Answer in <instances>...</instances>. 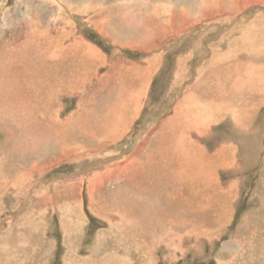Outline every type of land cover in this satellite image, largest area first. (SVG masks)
<instances>
[{
  "label": "rangeland",
  "instance_id": "374dc122",
  "mask_svg": "<svg viewBox=\"0 0 264 264\" xmlns=\"http://www.w3.org/2000/svg\"><path fill=\"white\" fill-rule=\"evenodd\" d=\"M23 17L51 38L63 32L64 45L79 37L82 51L93 48L96 65L79 90L57 98L56 117H72L69 128L80 135L77 157L67 146L42 161L24 144L9 150L28 121L0 116V180L9 182L0 193V264H264V94L250 76L252 66L258 72L264 66V46L241 59L234 48L239 38L246 45L256 35L264 39V0H0V41L26 39ZM224 54L230 61L221 60ZM204 63L209 70L222 68L209 84L221 83L224 74L236 82L232 101L236 86L252 96L259 91L258 108H249L246 134L227 112L206 130L200 119L188 122L197 128L189 131L208 132L198 138L208 152L181 146L182 184L160 187L158 143L164 129L175 128L176 110ZM138 92L137 111L124 130L103 141L97 126L117 115L122 95ZM0 99L11 104L9 92ZM227 140V147L217 148ZM43 142L45 153L46 146H56L55 140ZM214 154L216 177L210 175ZM187 179L194 183L191 194Z\"/></svg>",
  "mask_w": 264,
  "mask_h": 264
},
{
  "label": "bare ground",
  "instance_id": "6f19581e",
  "mask_svg": "<svg viewBox=\"0 0 264 264\" xmlns=\"http://www.w3.org/2000/svg\"><path fill=\"white\" fill-rule=\"evenodd\" d=\"M25 16H28V14ZM14 24L16 25L17 23ZM33 24H34L33 19L30 18L23 19L22 27L25 28L26 31V35H25L26 39H24L23 41L17 44L13 43L10 40L0 41V74H4L3 78H1L4 86H2L3 88L0 86L1 87L0 95L9 92V95L11 97V100L9 102L11 104L15 102L18 104V106H14L13 104L11 105L9 103H4L2 102L4 99H0V113H1L0 116H4L6 113L8 114L13 113L12 117L17 116L15 117L16 120L26 119L28 121V123L26 122L28 127H26L24 131L30 134L29 137L28 136L29 134L26 135L25 132H21L19 137L20 141H18L16 135H14V140L11 143H9L7 147L9 148V150L16 151L18 145L20 144H24L26 146L24 149H28L29 148L28 146H30L31 148V150L29 149L30 151L34 152L35 150H38V153H35L34 157H38L42 161L43 159L45 160L49 154L54 153L57 155V152L55 150L57 146H59L60 148L62 146L63 147L67 146L71 149L72 151L71 156L72 158H74L80 154L81 144L77 143V138H79V136L74 135L73 129L69 128L72 122V117L66 119L56 117L57 113L59 112L58 105L56 103H57L58 95L61 96V94L63 93H67V94L74 93L72 91H74L75 88H78L81 84H83L85 80L88 78V71L93 72V67L94 65H96L94 50L93 48H89L86 51H82L81 50L82 44L79 40V37H75V40H71L69 46L64 45L61 42V40L65 36L63 32L51 38L52 36H50L49 30L48 31L45 29L36 30ZM22 31H24V29ZM244 41L242 38H239L237 40L236 46L234 47L237 48L236 52L240 53L238 55L239 57L243 54L249 55V53L255 52V50L259 51L260 48L262 49V46H264V39L259 38V36L257 35L252 39V43L246 45ZM120 44L122 43H118L117 45ZM242 57H240V59ZM215 59L217 58L215 57L212 60V62ZM221 60L230 61V59H228L227 54H224V57ZM207 66L208 65L204 63V67L199 69V76L197 81L195 82L196 84L192 87L190 91H188L186 96L180 102L181 106H178V109L176 110V114H175L176 124L173 131H169L168 130L169 128L163 130L164 139L162 138L160 140V144L165 147L161 149L160 169L158 174V181L160 187H161V183L164 182L167 189H169L170 187L171 189L173 188L172 190H174L176 183L182 184V178H181V172L179 166V156L181 153V146L184 145L190 146V144H193V142L191 141L192 138L189 136V131H188L191 128L192 124H189L188 122L195 119H200L203 122H205V125H203L200 128L203 129L204 127V129L206 130L207 129L206 123H209L210 121H213V119L219 117L222 112H227L225 115L228 116V114H232L233 116L231 119L232 122L234 123L235 126L241 129L247 126L246 124L250 120V118L252 119V116L250 117V115L248 114L250 110L253 111L254 113L255 109L258 108V106L255 104H257L256 97H258L259 91L257 90L253 92L250 91L254 95L252 96L251 94H246L244 90L242 92L241 88L236 86L238 98L235 101L234 100L232 101L233 88L236 82H234L233 79L229 80L228 78L230 76L224 74L221 83L213 81L209 84L208 82L215 79V75L222 76V73L220 71H215L216 69L222 71V68H213L212 71L209 70ZM232 68H234L233 65ZM250 72L252 73L250 76H251V82L253 81L254 88L256 85H258L257 88L263 89V94H264V66L261 67L258 72V70L254 65V67L252 66ZM237 74L239 73L237 72ZM238 79L239 78H237L236 80ZM246 82L247 83L250 82L249 77L245 78V83ZM133 93H130L129 96L122 95L119 103L115 107L118 110L117 115H116V111H114L115 117L107 120L104 125L105 129L103 131L105 133V138L103 141L106 140L109 141L110 137L111 136L113 137V135L116 134L118 130L120 129L124 130L123 127L126 126L128 122L127 121L128 117H133V114L135 113V111H137L138 108L137 102L140 100L142 96V92L140 93L138 92L135 94ZM260 100L262 101L263 98L261 97ZM118 105L124 108L121 109ZM17 110L21 112V115L20 113H18ZM44 115H47L48 119L44 120L43 119ZM244 115L245 117L248 118L245 119ZM116 127H119V129H115ZM31 128H34L35 133L33 131H29V132L26 131V129H31ZM40 130H42V134H36ZM27 136L28 138H26ZM40 137L41 138L43 137V139H39ZM58 138H60L62 141L58 140ZM53 140L56 141V146H54V148L46 146L48 145L49 141H53ZM42 141H44L43 145L46 146V149L48 150L46 151V153L48 152L47 154L45 153V150L40 149L39 143ZM63 141H66L68 143H64ZM28 152L26 150L25 153ZM61 153H64L62 148H61ZM159 153L160 151L156 152L157 157ZM214 156H215V161H214L215 169H213L210 172V175L216 177L215 174H217L219 158L215 154ZM202 157L205 158L206 155ZM151 161L152 160H149V165L151 164ZM34 167L35 166L30 167L29 171L26 173L28 174L31 172L33 173ZM173 169H177V170L172 172L171 170ZM203 173H204V168H203ZM203 173H201V176L203 175ZM18 174L21 175L23 174V172H19ZM28 174L26 175L23 174L24 177L22 178L28 179L29 178ZM188 181H189L188 179L184 180V183L187 182V187L185 188V190L188 194H191L193 193L192 186L194 185V183H192L191 181H189L188 183ZM8 184H9L8 181L0 180V193L4 188L8 187ZM55 188L58 187L55 186ZM22 189L23 188L16 186V193H20ZM27 190L28 189L25 188V191ZM175 198L176 195L170 196L171 201H174ZM68 211L72 212V208H70V210ZM33 212H34L33 216H35V211ZM22 219L24 218L21 217L20 221ZM30 222L35 223L36 226L37 224H39L33 220H31ZM21 230L23 231V229ZM7 242L9 241L7 240ZM11 242H13V240H11ZM17 243L18 242L16 241V244ZM19 244L20 243H18V245ZM11 247L13 246L11 245Z\"/></svg>",
  "mask_w": 264,
  "mask_h": 264
},
{
  "label": "crops",
  "instance_id": "0c3cea01",
  "mask_svg": "<svg viewBox=\"0 0 264 264\" xmlns=\"http://www.w3.org/2000/svg\"><path fill=\"white\" fill-rule=\"evenodd\" d=\"M244 81H245V77H244ZM81 85H82V84H81ZM81 85H80V86H81ZM80 86H79L78 88H75L74 91H75V90H79ZM140 99H141V98H140ZM137 103H139V101H138ZM137 103H136V104H137ZM261 105H264V101L261 102ZM120 108L122 109V108H124V107H120ZM255 110H256V109H255ZM13 117H15V116H13ZM60 118H61V117H60ZM253 119H254V118H253ZM192 122L196 125L195 120H193ZM104 125H105V124H99L97 127H101L102 130H104V129H105ZM236 127H237V126H236ZM237 128H238V127H237ZM247 129H248V128H247V126H246V127H243V128H241V129H239V130H241V131L243 132V134H246V132L248 131ZM190 130H197V128H191ZM188 131H189V130H188ZM193 135H194V136H193ZM207 135H208V132H205V134H199V135H198L196 131H189V136L192 138L191 141L194 143V145L190 144V146L192 147V150H191L192 153H195V146H196V145L201 146V144H200L199 141H198V138H205ZM79 137H80V135H79ZM163 139H164V136H163ZM228 143H229L228 140H227V141H220V142L217 144V148H219V147H221V146H225V147H227V146H228V145H227ZM223 144H224V145H223ZM231 144H232V143H231ZM157 147H158V148H163V147H165V146L161 145L160 142H159ZM217 148H213L212 153L215 152V150H216ZM201 149H202L203 152H204V151H205V152H208L207 149L204 148V147H202V146H201ZM224 150H225V148H224ZM225 152H226V150H225Z\"/></svg>",
  "mask_w": 264,
  "mask_h": 264
}]
</instances>
